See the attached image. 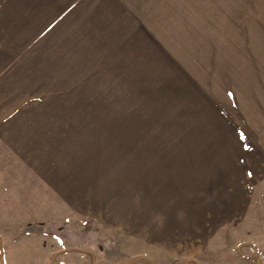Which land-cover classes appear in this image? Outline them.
<instances>
[{
  "label": "rangeland",
  "instance_id": "rangeland-1",
  "mask_svg": "<svg viewBox=\"0 0 264 264\" xmlns=\"http://www.w3.org/2000/svg\"><path fill=\"white\" fill-rule=\"evenodd\" d=\"M0 89L91 207L0 216V264H264V0H0Z\"/></svg>",
  "mask_w": 264,
  "mask_h": 264
},
{
  "label": "crops",
  "instance_id": "crops-1",
  "mask_svg": "<svg viewBox=\"0 0 264 264\" xmlns=\"http://www.w3.org/2000/svg\"><path fill=\"white\" fill-rule=\"evenodd\" d=\"M29 101L22 96L8 97L7 90L0 89V216H16L10 221L6 218L5 223L15 230L51 214L58 201L65 200L74 210L90 203L88 199L74 196L79 190L76 189L79 179L64 164L63 147L66 144L70 150L73 138L69 135L64 142L61 135L64 130L60 129L63 126L54 123L53 114L33 111ZM139 176L136 170L126 173V179ZM127 216L121 208L111 214L108 223L125 226Z\"/></svg>",
  "mask_w": 264,
  "mask_h": 264
},
{
  "label": "trees",
  "instance_id": "trees-1",
  "mask_svg": "<svg viewBox=\"0 0 264 264\" xmlns=\"http://www.w3.org/2000/svg\"><path fill=\"white\" fill-rule=\"evenodd\" d=\"M186 261H191V262H194V263H196V264H201V263H199L198 260H196V259H194V258H189V259H187ZM186 261H183L181 264H184V262H186ZM175 262H177V261H174V262H172L171 264H175Z\"/></svg>",
  "mask_w": 264,
  "mask_h": 264
}]
</instances>
